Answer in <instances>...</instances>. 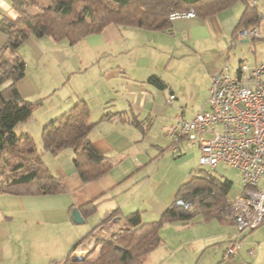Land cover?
Masks as SVG:
<instances>
[{
    "label": "crops",
    "instance_id": "1",
    "mask_svg": "<svg viewBox=\"0 0 264 264\" xmlns=\"http://www.w3.org/2000/svg\"><path fill=\"white\" fill-rule=\"evenodd\" d=\"M13 1L0 0V26L19 17ZM256 6L262 17L259 29L264 33V0H257ZM245 8L246 3L238 1L214 14L193 17L186 15L194 12L190 9L171 18L172 27L167 31L112 23L74 44L50 36H31L21 44L19 54L26 75L17 88L35 107L14 131L32 137L38 152L43 153L40 162L61 181L63 190L38 195L0 193V264H66L68 257H91L99 238H111L127 228L129 214L141 213L143 223L160 218L187 182L179 168L180 157L191 148L197 147L200 153L197 144L186 140L179 142V153L170 151L167 130L176 122L175 111L200 106L199 88V95L207 100L215 73L236 71L231 57L237 45L247 46L253 56L249 61L242 52L235 60L238 64L243 60L258 64L263 59L264 41L237 38L232 43ZM7 43L8 37L0 31V53ZM229 50L231 55L224 54ZM190 63L198 64L201 71L195 73ZM198 72L205 83L197 88ZM152 78H159L165 87ZM171 94L173 102L169 101ZM79 101L89 108L92 127L88 137L111 163L107 173L90 182H84L76 171L71 149L52 155L44 151L37 133L42 134L45 124ZM207 107L206 103L204 109ZM181 116L185 118L184 113ZM92 202L95 210L84 214L82 207ZM74 209L80 211L83 223L73 221ZM106 216L109 220L102 222ZM200 220L193 225L165 223L160 235L174 225L191 231L180 235L178 246L188 243L196 256L212 246L231 243L236 235L227 228L234 227L233 222ZM261 228L262 234L243 233L235 258L223 262L226 245L221 263L264 264V223L255 230ZM164 240L162 245L168 244Z\"/></svg>",
    "mask_w": 264,
    "mask_h": 264
},
{
    "label": "trees",
    "instance_id": "2",
    "mask_svg": "<svg viewBox=\"0 0 264 264\" xmlns=\"http://www.w3.org/2000/svg\"><path fill=\"white\" fill-rule=\"evenodd\" d=\"M238 1L245 2L246 8L233 40L241 29L261 26V14L251 0H14L19 17L0 26L8 37L5 51L0 53V193L38 195L63 190L61 181L40 162L32 137L14 131L35 107L17 88L26 75L19 54L24 41L31 36H50L74 44L112 23L167 31L173 14L193 9L195 15L208 16ZM151 81L165 87L159 78ZM91 127L89 108L85 101H79L45 124L41 134L44 151L52 155L67 149L74 152V167L84 182L96 180L111 168L108 158L88 137ZM204 172L203 176L193 175L178 189L175 200L158 220L143 223L141 213H131L126 217V229L96 241L95 257H68L66 264H146L149 254L163 243L160 229L165 223L190 225L196 219L234 223L227 212L233 182ZM95 206L89 203L82 211L89 214ZM107 220L109 216L102 222Z\"/></svg>",
    "mask_w": 264,
    "mask_h": 264
},
{
    "label": "built area",
    "instance_id": "3",
    "mask_svg": "<svg viewBox=\"0 0 264 264\" xmlns=\"http://www.w3.org/2000/svg\"><path fill=\"white\" fill-rule=\"evenodd\" d=\"M250 4L256 6L257 1ZM186 15L193 17L195 13ZM237 38L264 41V33L250 27L241 29ZM236 42L233 40V45ZM174 99L171 94L169 101ZM206 103L207 109L193 118H176L167 130L169 149L179 153V142L186 140L200 147L201 167L213 171L223 164L239 172L241 190L230 199L227 209L238 229L225 251V257L230 258L241 248L243 232L264 223V56L258 64L241 61L234 73L228 69L212 75Z\"/></svg>",
    "mask_w": 264,
    "mask_h": 264
},
{
    "label": "rangeland",
    "instance_id": "4",
    "mask_svg": "<svg viewBox=\"0 0 264 264\" xmlns=\"http://www.w3.org/2000/svg\"><path fill=\"white\" fill-rule=\"evenodd\" d=\"M44 4V1H43ZM258 43V42H257ZM247 46H241V45H237L236 48H234L233 52H232V57H231V61L233 62V67L234 68H238L239 64L238 62H235L236 59L240 58L242 56V52L244 54L248 55V59L249 61L251 59H253L252 53L248 52V49L246 50ZM231 51L229 50L227 53H229V55H231L230 53ZM233 53L235 55H233ZM227 56V55H226ZM225 56V59L227 60V57ZM236 64H238V66H235ZM191 68H195V73L198 71H201V69L198 67V64L195 63H190L189 64ZM225 66H226V62H225ZM234 68L231 69L234 70ZM236 68V69H237ZM197 78L198 80L195 82L199 87L204 86L205 81L203 80V75L201 72H198L197 74ZM190 87V86H189ZM188 87V88H189ZM201 91V88H199L198 90V97L202 100L200 106H196L193 107L192 105L189 106L187 109H184L183 112H181V110H177L175 111L174 115L178 117V115H182V113H184V116L186 119H190L193 115H195L198 111L204 110V106L206 105V101L207 100H203L204 95H199V92ZM202 96V97H201ZM208 97H206L205 99H207ZM201 105H204L203 107ZM202 107V108H201ZM37 123H35L36 126ZM38 131V130H37ZM38 134L41 132L38 131ZM36 144V143H35ZM198 148H191L189 153L184 154L183 156L180 157V161H179V168L183 171V173L185 172V176L187 177V181L189 179H191V177L193 175H198V176H203L205 174L204 171L206 172H210L212 175H214L217 178L220 179H228L230 181L233 182V188L231 190V197L234 196L235 194H237V191H239L241 189L240 186V175L239 172L235 169H232L226 165L220 164L218 165V167L213 170L210 171L209 168L207 167H201L199 165V157H200V153H198ZM40 154V158L41 159L43 157V153H41L39 151ZM239 193V192H238ZM197 220L194 221L193 223H191L190 225H193L195 223H197ZM178 222V221H176ZM174 222H168L166 224H173ZM182 223V222H179ZM183 224V223H182ZM227 228H232L235 230V233H238V229L236 226L232 227L229 226ZM185 232H191V231H186L185 228H181L180 226H172L171 227H167L163 234H162V238L167 239L168 244L166 245H162L161 247H159L154 253L153 255H150V257H147V262L146 264H162L163 261L164 264H196L197 260H199L198 264H223V262H225V260L227 259H233L234 257H224V261H223V251L224 248L226 247V245H231V243L227 242H223L221 244H218L217 249L214 246H212L209 250H207L206 253H204L201 256H196L192 251H189L188 248V243L185 245L186 247L183 246H178V241H180V235L185 233ZM263 230L262 228L260 230H255V231H245L243 233H247V235L250 234H262ZM163 239V241H165ZM261 240H264V237H261ZM260 241V240H259ZM164 244V242H163ZM228 248V246H227ZM97 254L93 253L91 257H95ZM221 261H223L221 263Z\"/></svg>",
    "mask_w": 264,
    "mask_h": 264
},
{
    "label": "water",
    "instance_id": "5",
    "mask_svg": "<svg viewBox=\"0 0 264 264\" xmlns=\"http://www.w3.org/2000/svg\"><path fill=\"white\" fill-rule=\"evenodd\" d=\"M72 219L75 223H83L84 219L82 218V215L80 214V211L78 209H74L72 214Z\"/></svg>",
    "mask_w": 264,
    "mask_h": 264
}]
</instances>
